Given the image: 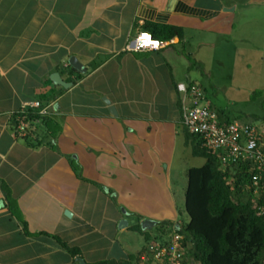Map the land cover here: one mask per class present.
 Listing matches in <instances>:
<instances>
[{
  "label": "crops",
  "instance_id": "obj_1",
  "mask_svg": "<svg viewBox=\"0 0 264 264\" xmlns=\"http://www.w3.org/2000/svg\"><path fill=\"white\" fill-rule=\"evenodd\" d=\"M145 23L182 36L125 50L150 34ZM217 42L263 49L264 0H0V264H74L60 241L87 264L126 259L120 242L136 218L178 228L173 178L192 142L176 85L199 83L193 70L204 73ZM36 100L47 119L19 137L17 112Z\"/></svg>",
  "mask_w": 264,
  "mask_h": 264
},
{
  "label": "trees",
  "instance_id": "obj_2",
  "mask_svg": "<svg viewBox=\"0 0 264 264\" xmlns=\"http://www.w3.org/2000/svg\"><path fill=\"white\" fill-rule=\"evenodd\" d=\"M143 31L160 41H170L182 36L180 28L170 25L145 23ZM211 108L213 109L212 104ZM213 110L221 122H234L229 118L222 120L219 112ZM46 119L35 111H29L26 116L30 125L36 120L44 122ZM261 120H264V116ZM16 123L17 119L15 125ZM184 129L186 141L192 142V153L203 157L204 163L190 167L186 172L184 207L188 221L185 224L179 222L178 228H174L171 221H160L158 223L161 230L173 231L183 236L185 253L182 264H264V213H260L259 209L264 206V189L254 194L251 186V176L257 170H250L248 165L233 167L232 173L230 168L223 169L217 153L202 147L201 139L188 133L185 127ZM31 134L35 135L29 131V135ZM41 142L38 135L33 139L27 137V143L31 147H36ZM131 229L144 235L147 242L153 239L157 241L159 238L161 244L169 241L161 235L152 237L137 224L131 226ZM60 244L70 253L73 261L76 257H81L77 247H70L63 241ZM74 264L77 262L74 261ZM91 264L139 263L137 255H129L126 259L101 260Z\"/></svg>",
  "mask_w": 264,
  "mask_h": 264
},
{
  "label": "built area",
  "instance_id": "obj_3",
  "mask_svg": "<svg viewBox=\"0 0 264 264\" xmlns=\"http://www.w3.org/2000/svg\"><path fill=\"white\" fill-rule=\"evenodd\" d=\"M168 42L160 41L139 33L132 44H127L125 50H157ZM177 91L182 95L181 113L182 123L187 132L201 139L205 149L216 152L223 169L238 165H248L250 170H257L251 176L253 193L264 189V123L259 126L238 123L236 121L225 123L219 120L217 113L211 108L205 91L197 82L177 83ZM29 111L45 114L46 109L40 101L23 102L17 112L15 133L22 137L27 134L28 122L26 116ZM264 213V206L260 207ZM183 236L173 233L165 244L149 243L139 255L141 261L150 260L161 264H182L185 247Z\"/></svg>",
  "mask_w": 264,
  "mask_h": 264
},
{
  "label": "rangeland",
  "instance_id": "obj_4",
  "mask_svg": "<svg viewBox=\"0 0 264 264\" xmlns=\"http://www.w3.org/2000/svg\"><path fill=\"white\" fill-rule=\"evenodd\" d=\"M231 44L220 47L217 42L212 50L205 49L201 56L204 73L201 74L197 70H193V73L197 74V79L203 85L206 98L211 102L213 109L232 121L252 123L260 127V124L264 123V120H261L264 116V48L252 49L244 45L233 49ZM254 116H257V119ZM177 160L178 172L173 178V188L176 194L177 218L181 224H185L188 221L184 207L186 171L190 167L201 166L204 158L194 155L191 147L185 146L178 149ZM232 170L229 169L231 173ZM134 221L140 226L138 218ZM160 230V223H156L147 231L152 237H165L167 233L162 235ZM159 240L160 238L157 242ZM120 243L124 251L132 253L133 256L137 255L138 249L149 244L144 235L134 230L129 231ZM138 263L161 264L140 259Z\"/></svg>",
  "mask_w": 264,
  "mask_h": 264
},
{
  "label": "water",
  "instance_id": "obj_5",
  "mask_svg": "<svg viewBox=\"0 0 264 264\" xmlns=\"http://www.w3.org/2000/svg\"><path fill=\"white\" fill-rule=\"evenodd\" d=\"M68 63L77 71H80V72H84L85 71V68L83 67V65L73 56H71L68 60ZM50 79L51 81L54 83V84H59L63 87H66L67 85H70V83L68 82H64L60 75L58 73H52L50 75ZM105 103L109 106V111L111 112V114H115V109L113 108V106H111L109 104V102L107 100H104ZM65 215H69V212H65ZM156 224V221L154 220H151V219H143L140 221V226L142 228V230H148L150 229L151 227H153L154 225ZM127 225V221L125 219H121L118 223V227L121 228V227H125ZM76 262L78 264H87L85 262V260L81 257H76Z\"/></svg>",
  "mask_w": 264,
  "mask_h": 264
}]
</instances>
